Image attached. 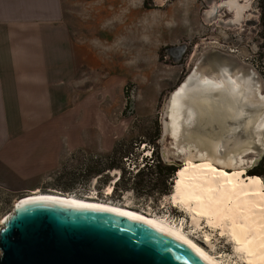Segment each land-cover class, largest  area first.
<instances>
[{
	"label": "rangeland",
	"instance_id": "obj_1",
	"mask_svg": "<svg viewBox=\"0 0 264 264\" xmlns=\"http://www.w3.org/2000/svg\"><path fill=\"white\" fill-rule=\"evenodd\" d=\"M227 1L62 0L72 18L74 37L99 58L97 72L88 74L90 121L102 122L105 134L119 140L110 155H75L55 176L25 183L26 187L88 196L164 216L182 223L193 241L224 264H245L227 235L204 221L195 227L189 214L174 206L176 172L165 181L153 174L154 168H142L154 156L161 158V103L186 78L196 81V86L204 76L253 80L264 96V0H248L238 22L231 21L233 11ZM212 62L227 67L216 70L210 67ZM250 158L252 154L243 159ZM245 174L264 182V174L254 166ZM8 182L0 178V225L15 201L32 193L14 192Z\"/></svg>",
	"mask_w": 264,
	"mask_h": 264
},
{
	"label": "crops",
	"instance_id": "obj_2",
	"mask_svg": "<svg viewBox=\"0 0 264 264\" xmlns=\"http://www.w3.org/2000/svg\"><path fill=\"white\" fill-rule=\"evenodd\" d=\"M69 19L62 0H0V178L14 192L38 191L27 184L119 140L90 121L88 74L99 58Z\"/></svg>",
	"mask_w": 264,
	"mask_h": 264
},
{
	"label": "bare ground",
	"instance_id": "obj_3",
	"mask_svg": "<svg viewBox=\"0 0 264 264\" xmlns=\"http://www.w3.org/2000/svg\"><path fill=\"white\" fill-rule=\"evenodd\" d=\"M242 1V4L237 0L226 2L228 9L233 11V22H238L248 8V0ZM227 78L225 76L208 79L204 76L203 83L199 86H196V81H190V78L185 80L186 82L170 98L167 113L168 134L175 153L183 157V164L174 177L172 202L175 207L178 205L189 214L195 227H199L201 221H204L210 228L218 230L221 235H227L233 241L235 249L242 253L245 264H264V182L245 174L244 167L252 162L251 158L243 159V155L248 151L246 148L235 152L229 151L228 155L222 157L219 148L223 147L220 142L223 137L214 135L210 138L197 129L201 117L207 118V124L214 118L223 121L224 116L232 119L234 116L242 120L248 115L247 109L263 108L257 112L255 118L244 119L242 126H251L255 141L264 146L262 135L264 96L256 91L255 85L252 84L253 80L238 82L231 77ZM238 127L239 125L228 126L230 142H233L232 135L238 131ZM207 139L215 143L210 145L202 143ZM191 140L193 141L190 142ZM228 170L232 171L228 172ZM42 194L109 206L143 217L173 230L217 262L224 264L193 241L186 229H183L182 223L176 224L164 216L146 214L127 205L60 192L34 191L20 199Z\"/></svg>",
	"mask_w": 264,
	"mask_h": 264
},
{
	"label": "water",
	"instance_id": "obj_4",
	"mask_svg": "<svg viewBox=\"0 0 264 264\" xmlns=\"http://www.w3.org/2000/svg\"><path fill=\"white\" fill-rule=\"evenodd\" d=\"M193 71L197 73L196 68ZM184 82L164 98L159 113L161 159L176 169L182 166L183 157L175 153L171 144L167 113L171 96ZM262 109H247L244 119L255 118ZM233 118L224 116L221 122L217 118L208 119L207 124V118L201 117L197 129L207 135L223 137L220 139L223 147L219 148L222 157L229 151L246 148L248 151L243 156L252 154L253 159L244 169L256 167L264 157V146L255 141L251 126H242L244 119ZM231 125H239L232 135L233 142L228 139ZM262 135L264 137V132ZM209 140L202 143H215ZM0 264L220 263L173 230L143 217L109 206L42 194L16 200L1 221Z\"/></svg>",
	"mask_w": 264,
	"mask_h": 264
},
{
	"label": "trees",
	"instance_id": "obj_5",
	"mask_svg": "<svg viewBox=\"0 0 264 264\" xmlns=\"http://www.w3.org/2000/svg\"><path fill=\"white\" fill-rule=\"evenodd\" d=\"M117 145L118 144H116L115 146H114V148H113V150L110 152V153H108V155H110L111 153H113L114 151H116V148H117ZM154 152V151H153ZM156 155V154H155ZM155 158V159H154ZM154 158H151L150 159V161H146L145 162V165H143V167L142 168H144L145 166H149L150 168H154V169H152V170H154L153 171V174L154 175H158V176H160V175H162L163 176V178L164 179H166L165 181H167L168 179H171V177L173 176V174L175 173V172H177L178 171V169H176L175 167H173V166H168V165H166V164H162L161 163V161H162V159H161V161H160V159H158V157L156 158V156H154ZM152 161V163H149V162H151ZM163 162V161H162ZM156 163V164H155ZM152 164H154V165H152ZM256 168V172L258 173V174H260V175H263L264 174V157L261 159V161L258 163V165L255 167ZM103 171V170H102ZM101 171V172H102ZM141 171V169L136 173V174H138L139 172ZM261 171V172H260ZM98 174H96V175H99V171L97 172ZM153 174H151V176H153ZM156 175V176H157ZM153 180V179H152Z\"/></svg>",
	"mask_w": 264,
	"mask_h": 264
},
{
	"label": "flooded vegetation",
	"instance_id": "obj_6",
	"mask_svg": "<svg viewBox=\"0 0 264 264\" xmlns=\"http://www.w3.org/2000/svg\"><path fill=\"white\" fill-rule=\"evenodd\" d=\"M224 3H226V2H224ZM223 3V4H224ZM246 11V10H245ZM232 21V20H231ZM223 66H226V65H222V66H219L217 63H214V62H212V63H210V67L211 68H214V69H216L217 70V68L218 69H220V68H222ZM227 67V66H226ZM228 69H229V71H231V67H228Z\"/></svg>",
	"mask_w": 264,
	"mask_h": 264
}]
</instances>
